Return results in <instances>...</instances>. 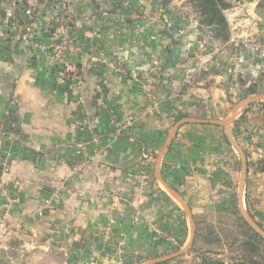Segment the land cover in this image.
I'll return each mask as SVG.
<instances>
[{"label": "crops", "instance_id": "crops-1", "mask_svg": "<svg viewBox=\"0 0 264 264\" xmlns=\"http://www.w3.org/2000/svg\"><path fill=\"white\" fill-rule=\"evenodd\" d=\"M60 1L67 10L55 11ZM131 1L0 0V216L15 225L10 238L36 250L37 240L66 264L168 257L194 241L192 203L207 179L216 189L236 180L239 152L213 123L241 93L233 49L182 17L189 0L165 11ZM64 35L83 49L55 64L42 46ZM261 63L245 54L238 69L256 77ZM249 114L234 139L264 134V113Z\"/></svg>", "mask_w": 264, "mask_h": 264}, {"label": "rangeland", "instance_id": "rangeland-1", "mask_svg": "<svg viewBox=\"0 0 264 264\" xmlns=\"http://www.w3.org/2000/svg\"><path fill=\"white\" fill-rule=\"evenodd\" d=\"M88 1L104 5L107 2L111 3V5L114 3V0ZM162 1L159 0L158 6L163 7ZM189 1L188 7H192V9L182 13V17L184 19L194 17L197 21L198 10L194 4L196 0ZM263 1L226 0L229 5L226 12L233 15L231 19H234L229 22L224 13L229 25L230 39L228 46L230 50L233 49V41L244 40L253 41V43L264 50ZM139 2L140 0L131 1L136 10L140 6ZM255 4L257 6L254 7ZM239 8H241V11ZM238 11L241 15H236ZM197 27L200 28V25ZM250 28H253V30L250 31ZM202 32L206 35L204 31ZM243 32L247 33V35L241 36ZM260 60L262 61L260 64L262 71L256 77L248 75L243 77L241 70L233 66L234 88L237 92L241 91V93H238L239 97L234 103V107L247 97L264 93V60ZM252 112L264 113V104H255L247 108L234 122L232 127L234 131H237V128L240 127L239 125L245 122L246 116ZM262 116L260 118L264 121ZM234 137L237 143L242 142L243 145L241 146L244 150L241 146L240 148L245 153L249 165V176L244 191V208L256 223L264 229V134H261L258 130L255 138H252V134L249 135L247 133L245 138L241 136L244 141L243 139H238L237 133ZM235 161L236 180L233 185L229 188L223 186L216 189V187L212 186L211 179L208 178L204 187L205 192L200 194L202 195L201 200L198 201L197 199L196 203L193 201V220L196 224V233L198 231V234L195 236L191 248L186 253L170 259L172 264H203L206 261H222L225 264H264V240L261 237V239L255 237L256 233L241 215L239 191L242 158L239 153L235 154ZM180 207L182 208V206ZM10 237L0 242V264H66V260L62 255L54 250L48 251L44 249L41 242L37 240L34 242L36 248H38L36 250L29 247L31 246L29 245L30 239L20 237V235ZM189 245L190 242L186 245L173 247L169 250L170 256L188 248Z\"/></svg>", "mask_w": 264, "mask_h": 264}, {"label": "built area", "instance_id": "built-area-1", "mask_svg": "<svg viewBox=\"0 0 264 264\" xmlns=\"http://www.w3.org/2000/svg\"><path fill=\"white\" fill-rule=\"evenodd\" d=\"M68 2L60 1V3L55 7V11H65L68 9ZM49 33V28H47ZM233 51H234V67L238 69L239 65L244 62L245 54L253 55L259 59L264 60V50L258 45L253 43V41H233ZM42 46V45H40ZM39 47V45H38ZM49 52L50 60L55 64H64L67 56L70 53H77L82 51L83 47L80 43L74 39L71 35H64L63 37L50 42L48 45L42 46ZM153 100L152 111L154 113H160L161 106L158 102ZM124 128V127H122ZM15 225H13L9 220V215L7 213L0 216V242L7 239L14 232ZM154 228V227H152ZM155 233L161 236L167 242L175 243L174 238L165 232H160L158 229H153Z\"/></svg>", "mask_w": 264, "mask_h": 264}, {"label": "water", "instance_id": "water-1", "mask_svg": "<svg viewBox=\"0 0 264 264\" xmlns=\"http://www.w3.org/2000/svg\"><path fill=\"white\" fill-rule=\"evenodd\" d=\"M170 0H163V7L162 9L165 10L167 8V6L169 5ZM114 12H119L121 15L126 16V17H130L133 15V12L131 10H129L126 7H122V6H115L113 8ZM167 36L170 37L169 34L165 33ZM260 103H264V93H260L258 95H254L251 97H247L244 101L240 102L238 105H236L233 110L230 112V114L228 115V117L223 120L222 122H213L215 124H221L223 126H225L226 131H227V135L229 137L230 143L234 146L235 149L238 150V152L240 153V156L242 158V175H241V181H240V191H239V201H240V209H241V215L244 219V221L249 225V227L259 236L264 240V229L261 228V226L256 223V221L252 218V216L246 211V209L244 208V191L246 188V184H247V178H248V161H247V157L245 155V153L242 151V149L240 148V146L237 144V142L235 141V139L233 138V134L231 131V127L233 126L234 122L237 120V118L250 106L255 105V104H260ZM193 242V241H192ZM192 242L190 243L189 247L179 251L178 253L168 256V257H164L155 261H151L147 264H157L160 262H165L168 261L172 258L178 257L184 253H186L188 251V249L191 248Z\"/></svg>", "mask_w": 264, "mask_h": 264}, {"label": "trees", "instance_id": "trees-1", "mask_svg": "<svg viewBox=\"0 0 264 264\" xmlns=\"http://www.w3.org/2000/svg\"><path fill=\"white\" fill-rule=\"evenodd\" d=\"M264 2V1H263ZM195 8L198 10V22L200 30L209 35L213 42L227 43L230 39L229 25L225 18L224 12L229 8L226 0H196ZM264 103H260L263 105ZM239 136V135H238ZM239 138V137H238ZM249 169V165H248ZM249 176V171H248ZM198 231L196 233V236ZM255 237H260L255 234ZM261 239V238H260ZM205 262V261H204ZM157 264H172V260L160 262ZM203 264H225L222 261H206Z\"/></svg>", "mask_w": 264, "mask_h": 264}]
</instances>
